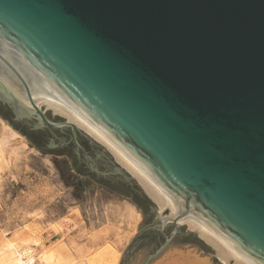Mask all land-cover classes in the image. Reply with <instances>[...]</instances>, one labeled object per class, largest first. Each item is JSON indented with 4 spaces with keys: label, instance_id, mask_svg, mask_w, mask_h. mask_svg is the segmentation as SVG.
Segmentation results:
<instances>
[{
    "label": "water",
    "instance_id": "water-1",
    "mask_svg": "<svg viewBox=\"0 0 264 264\" xmlns=\"http://www.w3.org/2000/svg\"><path fill=\"white\" fill-rule=\"evenodd\" d=\"M36 98L73 109L178 212L264 264V0H0V101L34 129L82 131Z\"/></svg>",
    "mask_w": 264,
    "mask_h": 264
},
{
    "label": "rangeland",
    "instance_id": "rangeland-1",
    "mask_svg": "<svg viewBox=\"0 0 264 264\" xmlns=\"http://www.w3.org/2000/svg\"><path fill=\"white\" fill-rule=\"evenodd\" d=\"M3 109L0 102V119L25 140L0 170V264H19V251H27L23 257H33L30 264H105L115 251L119 264L146 227L128 198L131 189L144 190L116 170L112 154L84 131L74 138L69 127L34 129V120L14 122ZM46 115L55 123L65 121L49 111ZM128 202L136 208L134 215L115 207ZM202 240L192 247L170 246L152 264L166 263L175 249L195 250L210 256L211 264H223L216 250ZM135 257L131 264L140 261L139 254Z\"/></svg>",
    "mask_w": 264,
    "mask_h": 264
},
{
    "label": "bare ground",
    "instance_id": "bare-ground-1",
    "mask_svg": "<svg viewBox=\"0 0 264 264\" xmlns=\"http://www.w3.org/2000/svg\"><path fill=\"white\" fill-rule=\"evenodd\" d=\"M35 104L42 110L52 112L54 115L61 116L65 120L73 122L80 130L102 144L112 154L115 161L137 181L144 192L157 204L160 211L169 210L171 213L170 217H178V223H184L191 230L196 231L200 238L216 250V254L223 264H250L211 230L178 212L170 198L133 161L73 109L50 98H36ZM24 140L21 133L9 123L0 119V170L7 167L13 154L16 153V147L23 143ZM117 206L119 207L118 210L128 213L129 216L134 215L136 212V208L129 204V202L121 205L116 204L115 207ZM26 254H28L27 251H19V264H30L34 262L32 256L23 257ZM200 254L199 252H195V250L183 251L175 249L171 251L169 256L166 254L168 257H166V263L164 264H211L213 262L210 256H202ZM118 259L119 254L113 251V254L110 255V261L105 264H117Z\"/></svg>",
    "mask_w": 264,
    "mask_h": 264
},
{
    "label": "flooded vegetation",
    "instance_id": "flooded-vegetation-1",
    "mask_svg": "<svg viewBox=\"0 0 264 264\" xmlns=\"http://www.w3.org/2000/svg\"><path fill=\"white\" fill-rule=\"evenodd\" d=\"M0 102L4 105V109L1 112H7L9 118L14 122L20 121L13 107L2 101ZM128 198L138 207L147 224L146 227L137 233L122 256L119 264H131L138 254L141 259L137 264H152L158 260L170 246L192 247L199 244V240H202L196 232L190 230L184 223L180 224L174 217H170L171 213L169 210L160 211L159 208L155 207L153 205L154 202L143 192L131 189ZM155 218L158 222H155ZM170 238L171 240L168 245L159 254L145 262L161 246L165 245ZM144 252H146V254L141 256V253L144 254Z\"/></svg>",
    "mask_w": 264,
    "mask_h": 264
},
{
    "label": "trees",
    "instance_id": "trees-1",
    "mask_svg": "<svg viewBox=\"0 0 264 264\" xmlns=\"http://www.w3.org/2000/svg\"><path fill=\"white\" fill-rule=\"evenodd\" d=\"M40 136V135H39ZM41 139H45L44 134L41 133Z\"/></svg>",
    "mask_w": 264,
    "mask_h": 264
}]
</instances>
